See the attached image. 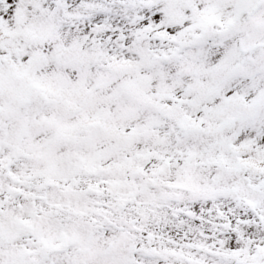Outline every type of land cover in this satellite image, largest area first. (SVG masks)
Here are the masks:
<instances>
[{"label": "snow or ice", "instance_id": "obj_1", "mask_svg": "<svg viewBox=\"0 0 264 264\" xmlns=\"http://www.w3.org/2000/svg\"><path fill=\"white\" fill-rule=\"evenodd\" d=\"M0 264H264V0H0Z\"/></svg>", "mask_w": 264, "mask_h": 264}]
</instances>
